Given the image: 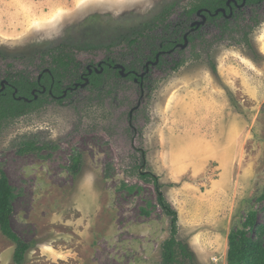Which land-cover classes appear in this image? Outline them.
Listing matches in <instances>:
<instances>
[{
    "label": "rangeland",
    "instance_id": "1",
    "mask_svg": "<svg viewBox=\"0 0 264 264\" xmlns=\"http://www.w3.org/2000/svg\"><path fill=\"white\" fill-rule=\"evenodd\" d=\"M171 1L0 0V49L32 57L66 38L103 42ZM107 52L79 57L98 62ZM188 52L179 70L155 71L134 128L126 97L141 95L131 82L118 99H88L80 88L5 122L0 170L14 193L11 226L34 242L25 264H160L172 222L155 178L178 211V239L193 254L180 264H228L230 233L249 230L252 211L256 226L264 223V22L251 46L221 44L209 57ZM29 137L53 148L20 152ZM75 154L82 155L76 173ZM14 250L0 230V264H15Z\"/></svg>",
    "mask_w": 264,
    "mask_h": 264
},
{
    "label": "trees",
    "instance_id": "2",
    "mask_svg": "<svg viewBox=\"0 0 264 264\" xmlns=\"http://www.w3.org/2000/svg\"><path fill=\"white\" fill-rule=\"evenodd\" d=\"M243 2L244 0H192L188 6L183 7L178 0H173L164 4L151 17L127 28L117 26L104 36L103 42L77 45L66 38L58 45L32 57L23 54L9 56L0 49V130L5 122L32 113L52 101L60 102L71 98L73 91L80 88L90 91L88 99L95 97L103 100L110 96L118 99L121 89L128 82L136 85H130V88L137 87L141 95L136 99L126 97L131 101V108L126 111L128 123L131 121V128H134V120L146 103L145 88L150 89L149 95L155 89L150 80L159 78L155 77L157 69L165 71L166 75L179 70L191 57L186 56L188 48L192 56L198 57L203 53L209 57L214 47L221 44L251 46L252 33L264 22V0H246L241 6ZM200 9H203L202 15L207 17V21L192 30V23L200 20ZM219 9L225 12L221 10L216 14ZM186 41L187 45L183 46ZM99 50L108 52L98 62L90 60L86 63L79 57L81 52ZM170 50L172 51L169 52ZM162 51L165 53L160 55L156 64L149 65V71L142 77L141 73L146 70L147 63L156 61L157 54ZM119 64L123 65L128 75L121 74L117 67ZM89 66L93 69L91 73ZM96 69L102 71L98 72ZM212 69L217 70L215 64ZM86 79L88 83L82 85ZM147 80L149 82L145 87ZM77 84V88L70 89ZM65 91L67 94L64 96ZM36 143L33 137L22 140L20 152L53 148L49 142ZM81 157V154L71 157V169L75 173L81 168ZM139 175L146 178L145 173ZM155 185L158 202L172 222L170 236L162 244L160 264H180V257L192 260L191 250L178 239V211L167 200L156 178ZM13 196V188L7 176L0 170V230L15 244V264H25L34 242L21 238L11 226ZM256 225L257 212L252 211L245 221V227L250 229H236L230 233L228 264H264V223L258 227ZM250 230H254V234Z\"/></svg>",
    "mask_w": 264,
    "mask_h": 264
},
{
    "label": "water",
    "instance_id": "3",
    "mask_svg": "<svg viewBox=\"0 0 264 264\" xmlns=\"http://www.w3.org/2000/svg\"><path fill=\"white\" fill-rule=\"evenodd\" d=\"M245 2H246V0H244L243 4H245ZM243 4H242V5H243ZM221 10H222V9L217 10V11H216V14L219 13ZM222 11L225 12L224 10H222ZM205 21H206V16L203 15V20H202V21L195 22V23H193V24H194V25L197 24V25L199 26V25H201L202 23H204ZM187 36H188V35H186V38H187ZM187 43H188V42L186 41L185 44H184L183 46L187 45ZM171 51H172V50H171ZM159 57H160V54L157 55V59H156V61H154V62L149 61V62L147 63V69H146L145 72H143V73L141 74L142 77H143V76L149 71V65H150V64H156V63L158 62ZM100 65H101V64H100ZM117 67L121 70L122 75H124V76L128 75V73L125 72V69H124L123 65L119 64V65H117ZM96 70H97V71H102V70H98V69H96ZM89 72L91 73L92 70L90 69ZM136 80H137V79H136ZM87 83H88V79H86V81H85L82 85H85V84H87ZM78 86H79V84H77V85L75 86V88L78 87ZM3 88H4V86L2 87V89H3ZM70 89L72 90L73 88H70ZM44 90H45V89H44ZM65 94H66V93H65Z\"/></svg>",
    "mask_w": 264,
    "mask_h": 264
},
{
    "label": "flooded vegetation",
    "instance_id": "4",
    "mask_svg": "<svg viewBox=\"0 0 264 264\" xmlns=\"http://www.w3.org/2000/svg\"><path fill=\"white\" fill-rule=\"evenodd\" d=\"M244 5V4H243ZM243 5H241V6H243ZM203 9H200V11L198 12V15H199V17H200V20H198V21H194L193 23H195V22H199V21H202L203 20V15H202V13H203V11H202ZM206 21H207V17H206ZM206 21L204 22V23H202L201 25H203V24H205L206 23ZM192 23V26H193V28H192V30H195V29H197V28H199L201 25H197V24H193ZM186 35H188V33L187 34H185V38H186ZM187 38H188V36H187ZM186 38V39H187ZM169 52H171V50L169 51ZM165 53V51H162V52H160V53H158V54H164ZM157 54V55H158ZM156 58H157V56H156ZM160 58V57H159ZM101 64V63H100ZM88 68H90L91 70H93L92 68H91V66H89ZM146 69H147V66H146ZM100 70H102V69H100ZM90 71V70H89ZM121 71V70H120ZM98 72H100V71H98ZM90 73V72H89ZM122 74V73H121ZM129 74V73H128ZM75 88V87H74ZM73 88V89H74Z\"/></svg>",
    "mask_w": 264,
    "mask_h": 264
}]
</instances>
